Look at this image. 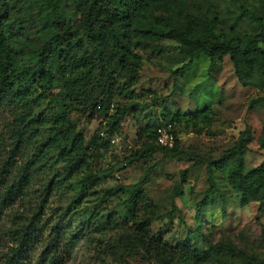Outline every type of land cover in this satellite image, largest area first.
Wrapping results in <instances>:
<instances>
[{"label": "rangeland", "instance_id": "1", "mask_svg": "<svg viewBox=\"0 0 264 264\" xmlns=\"http://www.w3.org/2000/svg\"><path fill=\"white\" fill-rule=\"evenodd\" d=\"M13 1L24 20L14 41L21 46L22 61L32 63L36 50L53 34L57 14L44 0ZM77 3L59 0L60 13L74 18ZM178 10L180 7L155 9L153 16L178 17ZM256 15L264 17V0H185L182 7V17L211 22L223 30L234 27L243 33L259 32ZM162 45L159 41L137 42L135 50L143 61L138 84L115 89L111 108L98 112L92 120L76 111L65 97L63 80L52 90L32 89L25 122L21 105L0 104V183L7 187L17 182L25 169L30 175L22 196L3 217L0 264H6L32 218L41 228L40 235L25 247L27 257L21 264L40 262L54 226L66 235L58 253L71 249L64 264H158L155 259L147 261L133 240L136 220H150V235H163L172 247L191 244L208 252L207 261L186 264H242L251 257L264 264V205L252 202L242 206L240 194L229 186L222 172L214 171L215 188L210 191L206 165L192 168L175 198L178 209L172 211L174 189L182 171L192 163L189 157H167L159 149L122 166L121 159L147 142L151 132L169 127L178 139L179 150L218 159L250 125L255 140L246 156V170L263 159L259 144L264 106L249 109V105L264 97V80L257 77V87L241 85L229 56L214 62L199 56L182 76H174L183 55L172 41ZM207 106L211 110L209 125L181 119L183 115L194 118ZM125 108L130 110L117 126L107 124L118 109ZM30 119L33 122L25 124ZM103 130L105 137L115 138L116 143L102 153L93 147L87 149L82 154L83 165L78 169L71 165L77 153L75 133L89 141ZM21 131L25 132L20 139ZM153 165L157 166L150 180L132 200L134 186ZM90 176L95 179L80 199L81 183ZM121 187L124 190L118 191ZM110 189L115 193L106 196ZM170 211L171 217L164 218Z\"/></svg>", "mask_w": 264, "mask_h": 264}, {"label": "trees", "instance_id": "2", "mask_svg": "<svg viewBox=\"0 0 264 264\" xmlns=\"http://www.w3.org/2000/svg\"><path fill=\"white\" fill-rule=\"evenodd\" d=\"M44 2L52 5L57 14L53 21V34L43 41L36 50L32 63H29L22 61L21 46L14 41L16 30L24 22L20 10L13 0H0V104L11 102L21 105L24 122L27 110L31 109L29 97L32 89L40 87L42 90H52L61 80L65 87V97L88 120L94 119L98 112L110 109V97L115 89L136 86L140 80L143 61L135 50V45L140 40L159 41L162 46L165 41H172L178 45L183 60L173 70L174 76H182L199 56L203 55L212 62L229 56L241 85L257 87L260 86L257 77L264 80L263 16H255L259 32L243 33L234 27L223 30L211 22L182 17L185 0H78L74 18L60 13L59 0ZM174 7H180L178 17L165 14L153 16L155 9L170 10ZM257 106H264V97L252 100L249 109ZM129 110L130 108L118 109L117 115H113L107 124L117 126ZM181 119L184 122L193 120L194 125L200 122L209 125L211 110L207 106L194 118L183 115ZM32 122L30 119L25 124ZM24 132L21 131L20 139ZM105 133L104 130L97 131L89 141H86L83 134L75 133L73 147L77 153L70 161L71 165L80 168L83 165L82 154L87 149L93 147L102 153L112 146V138L105 137ZM159 133L157 130L151 132L147 142L121 160L128 166L134 158L148 157L159 149H163L167 157H189L192 163L182 171L181 181L174 189L172 211L178 209L175 198L180 194L182 185L187 183L189 172L200 165L207 167L210 191L215 188L214 171L218 170L223 173L229 186L240 194L242 206L252 202H258L261 207L264 205V130L259 144L263 159L250 170H246V156L255 140L250 125L240 132L234 146L218 159L179 150L177 137L174 147H163L157 143ZM156 166L150 167L143 181L134 186L132 200H136L142 193V185L150 180L151 172ZM94 179V176H90L82 181L80 199ZM29 183L27 169L19 175L17 182L7 187H2L0 183V229L6 210L22 196ZM120 190L124 188L121 187L118 191ZM114 193L115 190L110 189L105 195ZM172 211L163 217L170 218ZM53 229L38 264H64L71 255L70 248L65 251L66 254L58 253L66 235L56 226ZM133 229V240L147 261L155 259L158 264H186L193 260H208L207 251L194 248L191 244L172 247L163 235L151 236L150 220L134 221ZM40 230L38 222L32 218L23 229L18 246L9 253L6 264H21L27 257L25 247L30 246L33 239L40 235ZM242 264L257 262L251 257Z\"/></svg>", "mask_w": 264, "mask_h": 264}, {"label": "built area", "instance_id": "3", "mask_svg": "<svg viewBox=\"0 0 264 264\" xmlns=\"http://www.w3.org/2000/svg\"><path fill=\"white\" fill-rule=\"evenodd\" d=\"M104 134V132H102V135ZM111 143L112 145L116 143V140L115 138H112L111 139ZM157 143L163 147H167V148H172L175 146L176 144V136L174 134L173 131L170 130V127L169 129H164L163 131H160L158 137H157ZM123 167H126L127 164L124 163L122 165ZM118 178H120L119 175H117Z\"/></svg>", "mask_w": 264, "mask_h": 264}]
</instances>
